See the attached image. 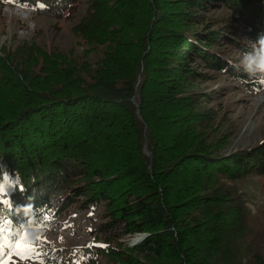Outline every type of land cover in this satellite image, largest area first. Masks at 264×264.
I'll use <instances>...</instances> for the list:
<instances>
[{
  "label": "trees",
  "instance_id": "trees-1",
  "mask_svg": "<svg viewBox=\"0 0 264 264\" xmlns=\"http://www.w3.org/2000/svg\"><path fill=\"white\" fill-rule=\"evenodd\" d=\"M0 1L73 20L85 0ZM86 2L72 29L80 56L36 43L0 56V184L15 186L5 185V226L35 243L31 233L73 206H96L112 241L147 235L132 248L107 240L111 264H243L250 245L240 243L256 225L235 187L264 177V142L222 153L215 112L199 110L209 95L190 91L214 73L261 91L260 75L218 48L258 47L264 0ZM208 9L229 13L221 28ZM52 253L45 262L59 264Z\"/></svg>",
  "mask_w": 264,
  "mask_h": 264
},
{
  "label": "rangeland",
  "instance_id": "rangeland-1",
  "mask_svg": "<svg viewBox=\"0 0 264 264\" xmlns=\"http://www.w3.org/2000/svg\"><path fill=\"white\" fill-rule=\"evenodd\" d=\"M84 3H87L86 0ZM84 3L73 20L43 17L9 3L5 5L0 3V56H4L5 50L16 48L23 43H36L46 50L55 49L62 52L72 51L74 55L81 54L85 48L74 37L72 29L84 15L86 8ZM203 15L206 16L207 22H216L217 28H221V20L229 18L226 10L208 9ZM203 28L205 26L196 27V30ZM218 52L230 57L234 65L244 70L240 64L245 55L244 51L221 42ZM259 81L264 79L260 77ZM261 85V91L255 94L246 91L241 82L229 79L225 73H214L207 81L194 85L190 91L203 96L209 95L199 110L208 112L211 109L215 112V122L218 123L215 140L222 142L227 139L224 143H227L228 147L224 148L222 153L247 151L264 142V84ZM235 188L237 195L252 213L251 218L254 221L252 220L251 224L256 225L254 229L250 228V234L240 243L242 249L250 245V250L245 254L242 263L264 264V177L254 175L246 182L238 183ZM102 212V207L90 206L82 210L78 205L73 206L50 228L31 233L33 240L36 241L35 243L29 241L33 246H37L38 239L49 242L45 247L46 255L38 257L37 260L45 261L53 250H60L62 259L59 264H86L91 260L97 264H111L101 253L102 249L107 248L108 241L112 247L120 243L124 247L132 248L135 246L133 240L138 235L147 237L146 234H136L121 237L117 243L112 241L110 236L107 237L100 231L99 225L103 222ZM16 264H36V261L17 260Z\"/></svg>",
  "mask_w": 264,
  "mask_h": 264
},
{
  "label": "snow or ice",
  "instance_id": "snow-or-ice-1",
  "mask_svg": "<svg viewBox=\"0 0 264 264\" xmlns=\"http://www.w3.org/2000/svg\"><path fill=\"white\" fill-rule=\"evenodd\" d=\"M44 7V4H39L40 9H44ZM261 83L264 84V81ZM4 181L5 183L0 184V207L3 206V197L7 194L5 185H9L8 190L15 187L7 176L4 177ZM20 190L23 191L22 186H20ZM6 224L7 222L0 217V264H16L17 260H35L36 264H45L44 260H37V258L46 255L45 247L49 242L38 239L37 246H33L28 242L24 228H12L10 224L6 227Z\"/></svg>",
  "mask_w": 264,
  "mask_h": 264
},
{
  "label": "clouds",
  "instance_id": "clouds-1",
  "mask_svg": "<svg viewBox=\"0 0 264 264\" xmlns=\"http://www.w3.org/2000/svg\"><path fill=\"white\" fill-rule=\"evenodd\" d=\"M257 44L258 47H254L252 52L243 56L240 64L250 75L259 74L264 79V37H261Z\"/></svg>",
  "mask_w": 264,
  "mask_h": 264
},
{
  "label": "water",
  "instance_id": "water-1",
  "mask_svg": "<svg viewBox=\"0 0 264 264\" xmlns=\"http://www.w3.org/2000/svg\"><path fill=\"white\" fill-rule=\"evenodd\" d=\"M138 238H139L138 241H136V242L134 243L135 246L144 240L145 235H138ZM134 244H133V245H134ZM133 245H132V246H133ZM133 247H134V246H133Z\"/></svg>",
  "mask_w": 264,
  "mask_h": 264
},
{
  "label": "bare ground",
  "instance_id": "bare-ground-1",
  "mask_svg": "<svg viewBox=\"0 0 264 264\" xmlns=\"http://www.w3.org/2000/svg\"><path fill=\"white\" fill-rule=\"evenodd\" d=\"M136 238H138V237H136ZM136 238L133 241H135V242L138 241L139 238L138 239H136Z\"/></svg>",
  "mask_w": 264,
  "mask_h": 264
}]
</instances>
